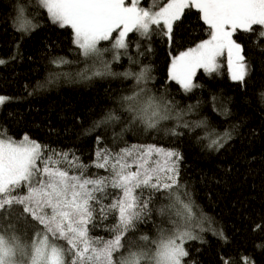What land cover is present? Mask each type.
Wrapping results in <instances>:
<instances>
[{"label":"trees","instance_id":"obj_1","mask_svg":"<svg viewBox=\"0 0 264 264\" xmlns=\"http://www.w3.org/2000/svg\"><path fill=\"white\" fill-rule=\"evenodd\" d=\"M165 3L139 0L138 6L155 4L154 11ZM20 7L36 25L29 32L15 23ZM164 31L154 28L150 37L129 33V47L117 50L119 60L112 51L84 57L73 31L52 23L39 0H0V95L6 98L0 136H27L45 155L66 153L88 165L85 175L92 176L108 175L93 166L103 149L154 145L177 152L178 186L171 193L144 190L149 212L120 251H151L189 217L187 202L204 223L192 233L197 238L185 242V264H264V44L238 32L234 39L244 48L248 68L244 80H233L225 62L222 72L197 69L196 87L186 92L170 78L172 60L209 39L210 30L202 14L190 9L174 22L170 41ZM101 46L110 48V42ZM145 68L150 78L138 84L136 76ZM134 93L140 102L130 111L123 98ZM149 97L160 105L154 118L143 110ZM107 191L104 206L120 192ZM115 223L113 213H97L89 235L112 239ZM34 230L39 229L20 216V206L0 217V233L7 237L30 241Z\"/></svg>","mask_w":264,"mask_h":264},{"label":"snow or ice","instance_id":"obj_2","mask_svg":"<svg viewBox=\"0 0 264 264\" xmlns=\"http://www.w3.org/2000/svg\"><path fill=\"white\" fill-rule=\"evenodd\" d=\"M39 3L52 23L73 31L74 43L84 57H100L103 52L112 51L113 60L120 59L117 50L129 47V33L150 37L154 28L163 27L170 41L174 22L181 19L185 10H198L210 30V38L178 54L171 63L170 78L186 92L196 87L193 79L197 69L214 72L219 66L217 58L225 52L231 78L244 80V48L233 38L238 32L256 35L258 42L264 44V0H166L154 11L155 4L146 10L138 6L139 0ZM18 12L15 23L21 32L36 27L24 15L23 7ZM101 42H110V48H103ZM148 72L145 68L137 74L138 84L150 78ZM139 97L140 93H134L123 98L129 102L130 111L134 110L133 104L140 102ZM5 99L0 97V104ZM143 103V110L153 109L152 114L158 115L156 109L160 105L153 97ZM217 143L212 141V145ZM95 156L93 166L106 170L108 175H85L88 165L70 159L66 153L45 155L42 146L27 136L19 143L6 137L0 139V217L20 206V216L35 222L39 229L34 230L30 241L0 233V264H184L188 256L184 242L197 238L189 232L161 239L151 251H130L126 257L114 259V253L124 248L122 240L149 212L150 201L142 198L144 190L171 193L178 186L179 153L150 145L126 147L118 152L103 149ZM72 169L78 174H72ZM109 188L120 192L114 202L104 206L101 202ZM20 189L26 191L22 194ZM97 213L115 215L116 223L110 228L112 239L89 235V225Z\"/></svg>","mask_w":264,"mask_h":264},{"label":"rangeland","instance_id":"obj_3","mask_svg":"<svg viewBox=\"0 0 264 264\" xmlns=\"http://www.w3.org/2000/svg\"><path fill=\"white\" fill-rule=\"evenodd\" d=\"M126 2H127V0H126ZM145 9V8H144ZM147 10V9H146ZM234 38V37H233ZM111 46V45H110ZM225 62L226 63H228V60H227V52H225L222 56H220V57H218L217 58V64L219 65L218 67H217V69L215 70L216 72H222L223 71V69L225 68ZM244 63L246 64V72H247V63L244 61ZM170 70H171V68H170ZM227 70H228V72H229V74H230V76H231V72H230V70H229V67L227 68ZM0 97H4V96H2V95H0ZM146 108V105L143 107V109H145ZM152 112H153V109H147V110H145V115L146 116H148L149 118L151 117V118H154L156 115H153L152 114ZM145 116V117H146ZM2 138H4V137H1L0 136V139H2ZM12 141H14V142H17V143H19V142H22L23 141V138H21V139H19V140H14V139H11ZM29 140L30 141H33V140H31L30 138H29ZM34 142H36V141H34ZM37 143V142H36ZM39 144V143H38ZM134 170V169H133ZM22 191V190H21ZM26 190L24 189L23 190V192H22V194L25 192ZM185 202V201H184ZM187 202H185V205H188V213H189V217H186V218H184V220L182 221V223H181V227L180 228H178L177 230H175L173 233H171L170 235H166V236H164V238H162V239H166V238H168V237H171V236H174L175 234H179V233H181V232H189V233H193V234H195V229H200L202 226H203V223H204V218L202 217L201 218V216L198 214V213H194V211L192 210V207L191 206H189L190 204H186ZM184 205V204H183ZM188 213H186L187 215H188ZM186 242V241H185ZM185 242H184V248H185ZM154 249V248H153ZM136 251H139V250H136ZM136 251H131V252H136ZM143 251H146V250H143ZM129 253H126V252H122V251H118V252H116V253H114V259H119V258H122V257H126L127 255H128ZM185 264V263H184Z\"/></svg>","mask_w":264,"mask_h":264},{"label":"water","instance_id":"obj_4","mask_svg":"<svg viewBox=\"0 0 264 264\" xmlns=\"http://www.w3.org/2000/svg\"><path fill=\"white\" fill-rule=\"evenodd\" d=\"M251 264H254V263H251Z\"/></svg>","mask_w":264,"mask_h":264}]
</instances>
